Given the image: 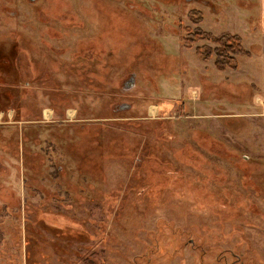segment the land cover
Here are the masks:
<instances>
[{
	"label": "rangeland",
	"instance_id": "rangeland-1",
	"mask_svg": "<svg viewBox=\"0 0 264 264\" xmlns=\"http://www.w3.org/2000/svg\"><path fill=\"white\" fill-rule=\"evenodd\" d=\"M244 2L0 0V264H264Z\"/></svg>",
	"mask_w": 264,
	"mask_h": 264
},
{
	"label": "crops",
	"instance_id": "crops-1",
	"mask_svg": "<svg viewBox=\"0 0 264 264\" xmlns=\"http://www.w3.org/2000/svg\"><path fill=\"white\" fill-rule=\"evenodd\" d=\"M244 1L243 5L246 10L243 16L245 17L244 22H248V27L244 28L245 31L243 34L242 30L238 32L226 31L224 33H229L240 38L242 48L248 53L247 56H243L249 62L248 83L255 92H258L262 96L257 95V98L264 105V0H256L254 4H252L253 0ZM255 6L256 8L253 11L252 8ZM240 25L242 26L241 21ZM198 28H201L200 24H198ZM202 30L205 31L204 29ZM245 41L251 42L249 46L246 47L244 45L243 42ZM42 115L44 117V111ZM51 115L52 113L49 114V116ZM45 121L43 120V122ZM17 124L14 123V125Z\"/></svg>",
	"mask_w": 264,
	"mask_h": 264
},
{
	"label": "trees",
	"instance_id": "trees-1",
	"mask_svg": "<svg viewBox=\"0 0 264 264\" xmlns=\"http://www.w3.org/2000/svg\"><path fill=\"white\" fill-rule=\"evenodd\" d=\"M201 15V14H200ZM201 18V17H200ZM197 22V25L201 22ZM195 36L201 39L211 41L216 44L217 47L214 50H208L201 58L203 60L208 59L211 55L214 56V66L217 70L222 71L225 69L235 70L237 67L236 58L238 56H247L248 53L241 48V40L238 36H232L229 33H223L217 37H214L211 33L202 31L200 28H196ZM200 55V53H199ZM8 101L0 102V112H5L9 107H5ZM14 108V107H13ZM19 121V120H14Z\"/></svg>",
	"mask_w": 264,
	"mask_h": 264
},
{
	"label": "water",
	"instance_id": "water-1",
	"mask_svg": "<svg viewBox=\"0 0 264 264\" xmlns=\"http://www.w3.org/2000/svg\"><path fill=\"white\" fill-rule=\"evenodd\" d=\"M28 1L31 2V3H33L36 0H28ZM195 1H197V0H195ZM134 81H135L134 80V75H131L130 78H129V80L125 83L124 89L131 88L134 85ZM128 108H129V105L124 104V105H122V106L119 107V110H126Z\"/></svg>",
	"mask_w": 264,
	"mask_h": 264
},
{
	"label": "bare ground",
	"instance_id": "bare-ground-1",
	"mask_svg": "<svg viewBox=\"0 0 264 264\" xmlns=\"http://www.w3.org/2000/svg\"><path fill=\"white\" fill-rule=\"evenodd\" d=\"M152 109V108H151ZM154 111V110H153ZM73 115H72V113H70V115H69V117H72Z\"/></svg>",
	"mask_w": 264,
	"mask_h": 264
},
{
	"label": "flooded vegetation",
	"instance_id": "flooded-vegetation-1",
	"mask_svg": "<svg viewBox=\"0 0 264 264\" xmlns=\"http://www.w3.org/2000/svg\"><path fill=\"white\" fill-rule=\"evenodd\" d=\"M70 113H72V114H73V112H71V111H70ZM70 113H69L68 115H70Z\"/></svg>",
	"mask_w": 264,
	"mask_h": 264
}]
</instances>
